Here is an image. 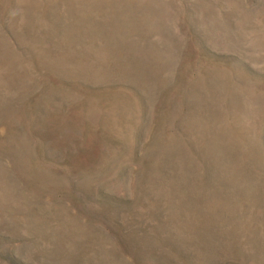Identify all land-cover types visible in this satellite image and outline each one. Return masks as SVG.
Masks as SVG:
<instances>
[{
    "label": "rangeland",
    "instance_id": "obj_1",
    "mask_svg": "<svg viewBox=\"0 0 264 264\" xmlns=\"http://www.w3.org/2000/svg\"><path fill=\"white\" fill-rule=\"evenodd\" d=\"M0 264H264V0H0Z\"/></svg>",
    "mask_w": 264,
    "mask_h": 264
}]
</instances>
